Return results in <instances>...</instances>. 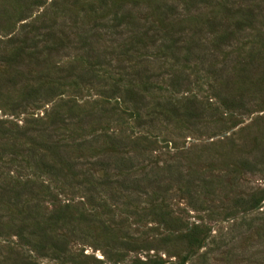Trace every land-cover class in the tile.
I'll list each match as a JSON object with an SVG mask.
<instances>
[{"label":"rangeland","instance_id":"374dc122","mask_svg":"<svg viewBox=\"0 0 264 264\" xmlns=\"http://www.w3.org/2000/svg\"><path fill=\"white\" fill-rule=\"evenodd\" d=\"M0 264H264V0H0Z\"/></svg>","mask_w":264,"mask_h":264},{"label":"trees","instance_id":"16d2710c","mask_svg":"<svg viewBox=\"0 0 264 264\" xmlns=\"http://www.w3.org/2000/svg\"><path fill=\"white\" fill-rule=\"evenodd\" d=\"M228 11L231 10L227 8ZM234 14L236 15V19L234 21V29L235 30H227V26L222 30V32H218V39L219 40H228L231 36L234 35L236 30H240L242 27L246 26L247 23L252 24L251 21L249 22L250 18H247L248 16L250 17L252 14H250V11L247 10H242L241 8L238 7V9L235 10ZM252 18V17H251ZM220 21V20H219ZM214 23H216L214 21ZM221 25V24H220ZM219 26V25H218ZM217 26V27H218ZM220 31V30H219ZM23 48H18L14 52L15 54L18 55V52H22ZM57 240V239H56Z\"/></svg>","mask_w":264,"mask_h":264}]
</instances>
